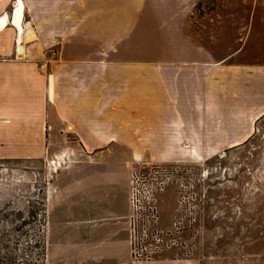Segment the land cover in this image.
<instances>
[{
	"label": "crops",
	"instance_id": "crops-1",
	"mask_svg": "<svg viewBox=\"0 0 264 264\" xmlns=\"http://www.w3.org/2000/svg\"><path fill=\"white\" fill-rule=\"evenodd\" d=\"M116 1L0 0V158H38L49 146H77L84 154L109 151L110 164L126 157L198 161L251 137L264 115L259 0H249L246 23L234 26L233 50L216 38L226 32L223 21L209 23L207 13L192 20L200 0H166L160 11L177 14L189 31L190 22L194 34L148 47L139 57L125 55L130 48L118 35L125 40L128 31L123 35L119 27ZM126 4L144 10L149 0ZM84 183L70 182L69 208L77 215L67 222L87 226L85 240L95 235L101 258L197 264L192 258L132 260L124 167L88 169Z\"/></svg>",
	"mask_w": 264,
	"mask_h": 264
},
{
	"label": "rangeland",
	"instance_id": "rangeland-1",
	"mask_svg": "<svg viewBox=\"0 0 264 264\" xmlns=\"http://www.w3.org/2000/svg\"><path fill=\"white\" fill-rule=\"evenodd\" d=\"M126 1L131 0L116 1L119 27L123 35L128 31L125 40L118 35L130 48L126 56L139 57L148 47L194 34L190 22L191 32L177 14L160 11L166 0H149L148 8L132 11ZM252 6L249 0H200L192 20L207 13L209 23L223 21L226 32L216 38L219 46L228 43L233 50L239 36L234 26L246 23ZM263 8L259 0L258 9ZM77 149L49 146L38 158H0V264H114L97 255L94 234L85 240L86 225L67 222L72 212L77 215L68 203L72 179L83 187L86 170L108 165L124 167L127 174L124 228L131 258L135 250L142 260L264 264V115L243 144L206 160L126 157L110 164L109 151Z\"/></svg>",
	"mask_w": 264,
	"mask_h": 264
},
{
	"label": "built area",
	"instance_id": "built-area-1",
	"mask_svg": "<svg viewBox=\"0 0 264 264\" xmlns=\"http://www.w3.org/2000/svg\"><path fill=\"white\" fill-rule=\"evenodd\" d=\"M131 255H132L133 259L142 260V259L138 258L140 256V254L137 253V251H135V250H131ZM146 259H151V258L146 257ZM146 259H144V260H146Z\"/></svg>",
	"mask_w": 264,
	"mask_h": 264
},
{
	"label": "bare ground",
	"instance_id": "bare-ground-1",
	"mask_svg": "<svg viewBox=\"0 0 264 264\" xmlns=\"http://www.w3.org/2000/svg\"><path fill=\"white\" fill-rule=\"evenodd\" d=\"M18 24V23H17ZM18 50H20V47H18Z\"/></svg>",
	"mask_w": 264,
	"mask_h": 264
}]
</instances>
